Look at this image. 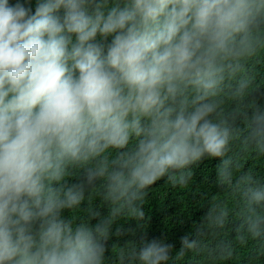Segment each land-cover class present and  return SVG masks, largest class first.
Instances as JSON below:
<instances>
[{
  "label": "trees",
  "instance_id": "obj_1",
  "mask_svg": "<svg viewBox=\"0 0 264 264\" xmlns=\"http://www.w3.org/2000/svg\"><path fill=\"white\" fill-rule=\"evenodd\" d=\"M0 264H264V0H0Z\"/></svg>",
  "mask_w": 264,
  "mask_h": 264
}]
</instances>
